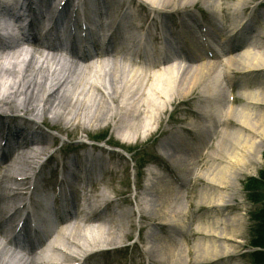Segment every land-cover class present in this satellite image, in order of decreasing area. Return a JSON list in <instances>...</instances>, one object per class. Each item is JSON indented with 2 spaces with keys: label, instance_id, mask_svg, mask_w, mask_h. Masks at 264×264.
<instances>
[{
  "label": "bare ground",
  "instance_id": "1",
  "mask_svg": "<svg viewBox=\"0 0 264 264\" xmlns=\"http://www.w3.org/2000/svg\"><path fill=\"white\" fill-rule=\"evenodd\" d=\"M54 1L12 0L8 6L0 1V19L7 14L16 16L24 28L21 39L16 32L7 42L0 39V110L24 117L34 115L42 125L71 138H92L94 131L109 128L112 136L125 140L124 144L159 136L164 155L159 156V166L163 169L157 176L160 182L153 186L150 179L154 175L143 174L151 186L141 185L137 213L142 221L151 222L152 228L143 227L148 229L149 246L137 252L136 263L143 264L141 258L181 262L185 257V236L178 226L186 230L188 238L192 231L177 219L179 212L187 216L181 205L187 198L183 187H194L198 178L206 182L198 203L216 209L217 214L212 222L198 228L207 239L195 245V262L230 259L235 252L230 244L242 236L244 222L223 212L237 206L241 195L238 176L248 174L252 162H262L264 149V13L254 9L248 12L246 0H60L61 7L54 13ZM226 2L235 4L233 11ZM190 8L205 11L208 20H199ZM242 13L246 17L228 34L229 20H238ZM257 24L263 25L262 32ZM110 30L113 33L109 35ZM93 32L96 37L90 42ZM130 32H143L146 47L135 50L132 45L137 42ZM247 35L250 37L246 41L236 44ZM210 40L221 51L216 58L207 54ZM229 45L231 51L223 54ZM233 74L253 75L259 81L255 88L242 83L239 93L245 104L241 108L233 105ZM177 101L194 106L189 114L190 128L172 130L167 135L160 129L163 117L167 107ZM3 114L0 264H107L97 254L98 246L111 249L119 245L127 237L133 217L132 210L106 217L113 200H109L107 188L97 193L109 175L119 173L113 159L91 147V151L83 149L85 155L61 166L55 164L46 171L50 157L37 169L34 162L41 161L54 138L31 120ZM188 136L192 141L174 152V142ZM216 137L217 148L209 152ZM206 151L211 165L195 175L201 154ZM59 174L62 178L57 177ZM161 184L163 193L157 199L154 186ZM94 202V212L101 222L97 229L88 225L93 223V213L89 212ZM154 215L171 221L165 225L171 231L162 241L152 231L157 220L149 217ZM35 217L44 223L40 227L47 229L45 236L34 228ZM53 219L60 224L48 230ZM118 223L124 224L119 231ZM32 234L34 239L30 238ZM181 235L183 242L178 239Z\"/></svg>",
  "mask_w": 264,
  "mask_h": 264
},
{
  "label": "rangeland",
  "instance_id": "2",
  "mask_svg": "<svg viewBox=\"0 0 264 264\" xmlns=\"http://www.w3.org/2000/svg\"><path fill=\"white\" fill-rule=\"evenodd\" d=\"M56 0L52 3L55 4ZM60 2V0H57V4ZM246 7H249L250 9L253 8L256 13H264V0H246ZM260 4H262L260 6ZM235 5V4H234ZM234 5L232 3L226 2V7L230 8L231 10L234 8ZM138 7V3H137ZM241 7V6H240ZM142 10H144L142 8ZM192 10V13H195V17H197L199 20V17H202V21L204 22V18L208 20V16L206 15L205 11L202 10ZM233 11V10H232ZM145 12V10H144ZM246 13H242L240 18L238 20L233 21L232 19L229 20L230 23L227 24L228 27H231V24L239 26V23L242 21V18L246 17ZM177 18V17H175ZM264 22V17L263 21ZM262 24V23H261ZM257 24V28L260 32L263 30V25ZM208 26L212 24H206ZM226 25V24H225ZM254 27V26H253ZM256 28V27H254ZM207 29V27H206ZM247 32L249 33L250 30ZM250 34V33H249ZM250 37V35H248ZM248 38V37H246ZM42 50V49H41ZM196 63V62H195ZM194 64V63H193ZM235 73V72H234ZM234 78L233 81V97H234V106L236 108H241L245 103L244 100L241 98V94L239 91L242 89V83L248 84L251 88L257 87V79L252 76H242L233 74ZM192 110L194 111V106L192 103L188 104H177L174 106H168L166 115L163 117V125L162 130H166L168 132L167 135H170L169 132L178 131L179 128H186L189 127V120L192 118L189 116L190 113H192ZM0 113H5L3 115L7 116L8 114L11 115H20L21 117L35 122V125L41 129L44 133H48L51 135L54 139L52 143H48V146H46V152L44 153L45 156L40 159L41 161L37 160L34 162V166L37 169H40L44 163L48 162L46 161L50 157L52 158L50 163L46 165V171L52 167V169L56 166L55 164L61 166V164H65L69 162V159H72L74 157H80L86 154L87 151H91L92 148H95L99 151H103L106 154L109 155L115 162L114 167L117 166V169L119 170V173L117 176L109 175L108 178H106L107 181H104L103 184H100L97 193L101 192L102 190H105L107 192V196L109 197V200H113L112 204L108 207L109 214L106 216L108 217L112 212L120 215L123 212L132 210L133 211V217L131 218V222L129 225V231L127 232V237L123 239L120 243L122 246H129L127 247L126 251L119 250L115 252H106L102 253V259L105 260L107 264H131L133 261V264H137L136 262L139 259L136 258L137 252L139 253L140 250L144 247L149 246L147 243L148 234L146 237V232L148 229L152 228L150 225L151 222H144L142 221L140 215L137 213V204L139 197L141 196L140 192L141 185H148V177L146 180L143 177V174L145 173H156L153 174L156 177V183L160 182V180H157V176L160 172H162V167L159 166V163L162 161L159 159L160 155H163V151L161 147H159V136H151L148 138H145L144 140H141L140 142H136V140L132 139L127 144H124L125 140H120L116 136H112V128H109V130L101 132L99 130L93 132L92 138L86 137L84 135H80L75 138H71L67 135H61L56 130H51L47 126L41 124V120L34 115H27L23 116L15 111H3L0 110ZM51 117V115H49ZM103 127V126H102ZM101 127V128H102ZM174 130V131H172ZM166 132V133H167ZM169 136H165L164 138H167ZM218 137V136H217ZM215 138L208 148L209 152H212L215 150L216 142L218 138ZM96 139H103L104 142L99 145L92 144V140ZM107 142L108 145H105ZM173 142V140L169 141ZM184 141L182 139H177L174 144L172 145L174 147V152L178 150L179 146ZM264 144V143H263ZM171 146V145H170ZM264 146V145H263ZM92 147V148H91ZM87 148L86 150H83ZM208 152V153H209ZM95 153V152H91ZM110 153V154H109ZM206 153L201 154V158L199 159V165L196 168L195 175H199V173L205 172L206 168L211 165V162L209 159L206 158ZM164 156V155H163ZM262 162L260 163H254L252 162L251 167L248 169V174H244L241 176H238L239 178L238 185L240 188V198L239 201H237V206L235 208H232L231 211H225L223 212V215H228L229 217H238L242 218L243 220V228H242V236L236 241L231 243L230 245L233 247L234 253H232L230 259H214V260H203L200 264H256L255 260L252 259L251 252L255 251V249L251 246L253 241L256 240L255 237L253 238V234L256 233L258 226L255 225V219L258 218V213L255 205L252 203V201L249 200L247 193L245 192V181L250 178H255L259 176V173L263 171L264 166V149L263 153L261 155ZM160 168H159V167ZM113 167V168H114ZM167 172H170L168 167L165 169ZM45 171V172H46ZM27 173V170H25ZM66 175V174H65ZM67 176V175H66ZM112 176V177H111ZM58 178H62L61 174L57 176ZM110 177V178H109ZM160 177V176H159ZM162 180V178H160ZM146 180V181H145ZM199 181V182H197ZM163 182V180H162ZM197 182V183H196ZM204 179H196L193 184H185V187H183L182 191L184 193H187L184 200H182L181 205H183V209H186L187 216L185 213H181V216L179 214V219L177 221H182L185 226H189L190 230L192 231L191 238H188L186 235V230H180L178 226V230L180 233H183L184 242L182 238H178L179 240H182L181 242L183 245V249L185 251V257L182 259L181 262L171 261L167 258V260L161 261L160 259H156L155 257L151 256L152 258L156 260V262H151L148 259L144 260L143 264H196V254L194 251L195 245L199 244V242H205L207 239L205 236H203L202 232L198 231V228H202L204 225H206L208 222H212L214 220L215 215L217 214L216 209H210L203 202L198 203L201 201L202 198V190L204 188ZM30 185V181H28V184L26 185V188ZM182 186V185H181ZM184 186V185H183ZM104 188V189H103ZM157 191V199L159 198V195L162 192V184L158 188L155 186ZM161 191V192H160ZM261 191V190H260ZM257 193H264L263 191ZM232 194V192H229ZM114 200H117L119 202H125L126 204L119 205ZM96 202L92 203L91 209L89 213H93V223H89L91 227H94L97 229L98 226H101L100 218H97L99 215L98 213L94 212L96 207ZM192 204V206H190ZM10 205V204H9ZM155 218V219H153ZM150 220H157L155 224V229H152V231H156V235L159 237V241L164 240L168 233L171 231L167 226L171 224V221L167 219H161L159 215H154L153 217H149ZM74 224L76 220L70 221ZM259 224V221H258ZM147 226L148 229H144L143 227ZM124 227L123 223H118L117 230H121ZM189 230V231H190ZM182 231V232H181ZM145 233V234H144ZM185 233V234H184ZM262 234V232H261ZM117 240V239H116ZM98 247H101L100 245ZM257 250V249H256ZM258 251V250H257ZM179 252V251H178ZM223 252V251H222ZM150 256V255H149ZM264 260V258H263ZM40 264V263H39ZM71 264V263H67ZM261 264V262H260Z\"/></svg>",
  "mask_w": 264,
  "mask_h": 264
},
{
  "label": "trees",
  "instance_id": "3",
  "mask_svg": "<svg viewBox=\"0 0 264 264\" xmlns=\"http://www.w3.org/2000/svg\"><path fill=\"white\" fill-rule=\"evenodd\" d=\"M246 190L247 193H250V198L253 203L259 206V210L257 211V222L259 221V224L255 234L256 240L253 241L252 245L256 248L262 249V251L254 254V258L259 264L260 262L261 264H264V193L261 192H264V169L261 171L258 179H250L247 181ZM259 191L261 194L257 193Z\"/></svg>",
  "mask_w": 264,
  "mask_h": 264
}]
</instances>
